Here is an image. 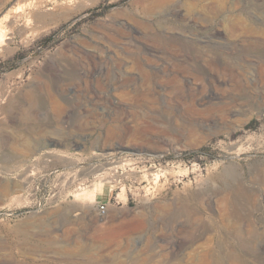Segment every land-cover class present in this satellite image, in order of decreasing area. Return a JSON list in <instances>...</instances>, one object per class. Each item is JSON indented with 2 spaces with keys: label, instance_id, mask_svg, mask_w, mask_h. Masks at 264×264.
Instances as JSON below:
<instances>
[{
  "label": "rangeland",
  "instance_id": "374dc122",
  "mask_svg": "<svg viewBox=\"0 0 264 264\" xmlns=\"http://www.w3.org/2000/svg\"><path fill=\"white\" fill-rule=\"evenodd\" d=\"M156 3L0 0V264H264V0Z\"/></svg>",
  "mask_w": 264,
  "mask_h": 264
},
{
  "label": "bare ground",
  "instance_id": "6f19581e",
  "mask_svg": "<svg viewBox=\"0 0 264 264\" xmlns=\"http://www.w3.org/2000/svg\"><path fill=\"white\" fill-rule=\"evenodd\" d=\"M170 1H172V0H157V3H156V5L158 4H160V5H162V4H166V3H169ZM212 8V7H211ZM214 8V7H213ZM216 10V9H215ZM1 33V32H0ZM168 34V33H167ZM3 37V34H1L0 35V41H2V38ZM136 64V63H135ZM141 67V68H143V69H145V67H144V64H142V63H140L139 65H138V67ZM132 68V67H131ZM135 68V67H134ZM141 68H139V69H141ZM158 71H153V74L154 75H158V73H157ZM179 72V71H178ZM32 96V95H31ZM60 107L62 108V106H61V104H57L56 105V107H55V109H58V110H60ZM61 128V127H60ZM59 134H61V133H59ZM62 135V134H61ZM237 190V189H236ZM240 195V194H239ZM220 196V195H219ZM235 196V195H234ZM241 196V195H240ZM221 197V196H220ZM219 197V198H220ZM223 197H225V198H220V200H219V202L221 203V205H223V211L225 212V209H224V207H225V205H224V203H225V201H226V196H223ZM245 197V196H244ZM235 199H236V197H235ZM216 201V200H215ZM230 203V202H229ZM228 203V204H229ZM234 204V203H233ZM236 204H237V202H236ZM219 208V207H218ZM230 209V208H229ZM237 209H239V208H237ZM236 209V210H237ZM242 209V208H241ZM226 210H227V208H226ZM247 211V210H246ZM233 212L235 213V215L238 217V219L239 218H246V219H250L249 220V222L252 224V219L251 218H249V217H247V215H246V213L245 214H242V213H240V211H235L234 209H233ZM248 212V211H247ZM228 213V212H227ZM223 215H226L225 213H222ZM223 215L221 216L222 218H223ZM229 215V214H228ZM250 215V214H249ZM248 215V216H249ZM235 216V217H236ZM199 217H201V216H199ZM229 218V217H228ZM224 219V218H223ZM226 219V218H225ZM236 220V219H235ZM234 221V220H233ZM246 225H247V223H246ZM223 231V230H222ZM232 234V233H231ZM243 234V233H242ZM230 235V234H229ZM233 235V234H232ZM237 235H239V234H237ZM241 236V235H240ZM231 239V238H230Z\"/></svg>",
  "mask_w": 264,
  "mask_h": 264
},
{
  "label": "built area",
  "instance_id": "2783aa9c",
  "mask_svg": "<svg viewBox=\"0 0 264 264\" xmlns=\"http://www.w3.org/2000/svg\"><path fill=\"white\" fill-rule=\"evenodd\" d=\"M96 209L100 217H106L108 215L109 205L105 202H97Z\"/></svg>",
  "mask_w": 264,
  "mask_h": 264
},
{
  "label": "crops",
  "instance_id": "0c3cea01",
  "mask_svg": "<svg viewBox=\"0 0 264 264\" xmlns=\"http://www.w3.org/2000/svg\"><path fill=\"white\" fill-rule=\"evenodd\" d=\"M104 192H105V188H103L100 191H98V193H97V199H99V200H106L108 198V194L105 195ZM106 192H107V190H106Z\"/></svg>",
  "mask_w": 264,
  "mask_h": 264
}]
</instances>
